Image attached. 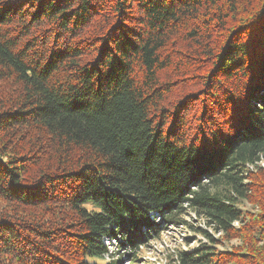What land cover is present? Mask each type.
I'll list each match as a JSON object with an SVG mask.
<instances>
[{
  "label": "trees",
  "instance_id": "16d2710c",
  "mask_svg": "<svg viewBox=\"0 0 264 264\" xmlns=\"http://www.w3.org/2000/svg\"><path fill=\"white\" fill-rule=\"evenodd\" d=\"M263 160L264 0H0V264H264Z\"/></svg>",
  "mask_w": 264,
  "mask_h": 264
},
{
  "label": "rangeland",
  "instance_id": "374dc122",
  "mask_svg": "<svg viewBox=\"0 0 264 264\" xmlns=\"http://www.w3.org/2000/svg\"><path fill=\"white\" fill-rule=\"evenodd\" d=\"M179 116H183L182 112H179ZM260 165L264 167V160L260 162ZM242 207L249 208L250 204L243 202ZM184 219L191 225L202 226L204 223L201 221L191 210H188L182 215ZM161 221V219L159 220ZM161 225L164 227L159 231L158 235L153 236L149 241L139 246V250H136L137 259L132 262L131 253L134 249L129 246H120V241L112 239L106 240L108 252L103 255V259L99 260L100 263L110 260H118V264H176V252L181 249H192L199 241H204L205 238L201 234H198L187 224H168L161 221ZM234 224H237L234 223ZM205 225H203L204 227ZM215 236H219V233H215ZM231 243L224 242L219 248L225 249Z\"/></svg>",
  "mask_w": 264,
  "mask_h": 264
}]
</instances>
